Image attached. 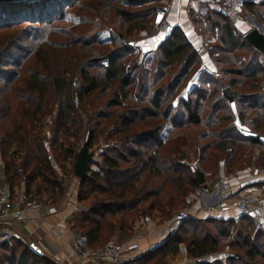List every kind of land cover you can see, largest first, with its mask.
<instances>
[{
	"label": "trees",
	"instance_id": "1",
	"mask_svg": "<svg viewBox=\"0 0 264 264\" xmlns=\"http://www.w3.org/2000/svg\"><path fill=\"white\" fill-rule=\"evenodd\" d=\"M150 1L157 4L146 6ZM160 1L0 0L3 175L11 190L24 179L27 195L57 203L81 144L91 149L101 138L113 141L98 168L89 167V176L79 180L82 208L73 229L84 232L92 247L130 230L142 215L170 220L189 204L190 193L203 190L197 170L215 171L222 159L229 171L243 169L250 163L244 147L264 146V55L237 26L205 7L190 15L202 35L211 36L206 47L213 71L203 69L199 51L179 26L157 46L156 67L149 68L129 41L153 30ZM245 7L264 23V0ZM67 14L76 23L54 25ZM238 126L259 137L243 136ZM169 127L203 128L210 137L194 151L196 167L182 135L164 138ZM238 221L235 251L225 259L205 258L219 251L220 237L229 236L236 221L192 217L144 260L166 264L184 243L193 264H264V230L252 234L251 215ZM0 264L58 263L15 242L0 248Z\"/></svg>",
	"mask_w": 264,
	"mask_h": 264
},
{
	"label": "crops",
	"instance_id": "2",
	"mask_svg": "<svg viewBox=\"0 0 264 264\" xmlns=\"http://www.w3.org/2000/svg\"><path fill=\"white\" fill-rule=\"evenodd\" d=\"M164 1L166 2L167 0ZM174 5H180L181 11L178 15L170 13L168 15V20L175 27L179 26L185 32L189 40L199 51L203 65L213 71L212 62L207 53V48L202 42L204 40L202 34L196 31L195 25L189 15L191 9L196 12H202V9L208 6L202 0H174ZM237 28L245 35L250 30L246 23L238 24ZM163 40V34L156 32V34H147L146 36L140 34V36L134 37L129 42L135 41L137 49L139 48L140 50L148 51L149 57L143 59L148 61L149 68L155 69L156 61L151 56V52H153ZM262 54L264 55V53ZM201 129L202 128L198 127H169V129L166 130L167 133L166 131L163 132V136L164 138H168L169 136L174 138L183 134H189L188 132L191 130H196L195 134L197 136L195 135L194 139L195 141L197 140L200 142L199 145H201V143L204 144L210 142V137L206 136L205 131ZM199 145L192 147L189 144L187 146V151L195 150ZM3 165V160L0 155V182L2 181L4 173ZM203 173L206 179V186H211L220 178H228L229 188L226 196L227 199L224 201L220 200L219 202H229L242 186L248 184H261V186L263 185L262 192L257 194L256 199L264 204V165L259 163L258 165H251L243 169L229 171L225 159H222L215 171L207 169L204 170ZM73 176L74 177L72 178L66 176L64 179L67 183V188L59 202L51 203L40 200L41 206L39 208L32 211H24L21 218L15 220L11 224V239L7 244L15 242L23 243L33 250H36L38 253L48 256L58 264H92L87 261H82L74 249L73 232L76 230L73 229V219L74 215L82 208V206L78 202V188L80 181L75 175ZM17 186L23 188L26 192L24 182H20V184L15 185L14 188ZM203 198H205V196H203L202 190L192 192L187 197V202L192 204L190 208L193 215L195 214L198 218L213 216L220 219H234L235 221H238V218H240L241 215L245 214L253 216L252 211L242 213L233 206H229L228 208L218 206L214 209L207 208L205 207L204 201H202ZM50 206H56L57 210L52 213L49 212L48 208ZM178 225L179 223L172 222L171 220L163 221L155 217L142 215L131 225L130 230L126 232L118 231L114 237L117 238V240L138 244V248L134 250V252H131V255H136V258L128 260L123 264H154L155 262L152 260L153 258L150 260H144V256L167 241L170 235L177 231ZM37 249L40 250V252ZM212 256L213 255L210 254L205 259L208 260V257L213 259ZM165 261L166 264L194 263V260L188 257L186 247L183 248L181 245L180 252L176 256H167ZM94 264L114 263L107 260H98Z\"/></svg>",
	"mask_w": 264,
	"mask_h": 264
},
{
	"label": "built area",
	"instance_id": "3",
	"mask_svg": "<svg viewBox=\"0 0 264 264\" xmlns=\"http://www.w3.org/2000/svg\"><path fill=\"white\" fill-rule=\"evenodd\" d=\"M209 8L216 11L221 16L227 18L233 25L237 26L240 23H246L250 30L257 29L264 35V23L258 21L256 15L245 7V3L248 1L258 2L260 0H202ZM181 11L180 5L175 6L174 0H167L163 7L159 8L156 13V19L154 21L155 29L157 32L163 34V38H167L172 34L174 25L168 20V15L174 13L178 15ZM130 45L136 47L135 41L129 42ZM140 58H146L149 53L146 50H140ZM101 65L107 67L109 61L107 58H103L100 61ZM203 69L210 73L212 70L206 66ZM75 83L73 84L74 89ZM74 104L79 106V99L75 95ZM239 132L248 138H258V134L245 127L238 126ZM114 145V142L112 141ZM96 145V144H95ZM93 145V147H95ZM92 147V148H93ZM109 147L108 144L101 145L96 149H89L93 153V161L90 165L91 169H97L98 163L102 161V155ZM74 167V165H73ZM73 169H72V173ZM72 175V176H73ZM24 180V179H23ZM22 180V182H24ZM229 188L228 178H220L216 180L211 186L203 188L202 194L211 202L215 201L211 205L205 204L207 208L224 207L228 208L233 206L240 212H253L255 225L252 234H257L262 229L264 221V204L256 199L257 194L262 192V186L259 184H248L242 186L227 203H221L227 196ZM41 206V203L36 195H27L23 188L19 186L10 189V186L5 178L2 176L0 182V248L9 242L11 239V224L21 218L24 211H32ZM49 212H55L56 206H50ZM192 216H188L185 210L179 211L170 220L175 223H179ZM73 244L74 249L81 258L82 261H87L94 264L98 260H107L114 264H123L128 260L136 258V255H131L138 248L137 243H126L117 241L115 238L109 240L107 243L101 246L92 247L86 234L82 231L73 232Z\"/></svg>",
	"mask_w": 264,
	"mask_h": 264
},
{
	"label": "rangeland",
	"instance_id": "4",
	"mask_svg": "<svg viewBox=\"0 0 264 264\" xmlns=\"http://www.w3.org/2000/svg\"><path fill=\"white\" fill-rule=\"evenodd\" d=\"M161 2V4H165V1L164 0H161L160 1ZM157 3H155V2H153V1H150V3H146V6H154V5H156ZM191 12H192V10H190ZM191 12L189 13V15L191 14ZM190 17H191V15H190ZM156 19V18H155ZM192 20V19H191ZM74 23H76V19L74 18V17H71V15L70 14H67V16H66V18L62 21H57V22H55L54 23V25L55 26H58V27H64V28H69L71 25H73ZM194 24V23H193ZM195 25V24H194ZM195 28H196V31H198L200 34H202V30H201V28L198 26V25H195ZM156 29H155V25H154V28H153V30H151L150 31V33H147L148 35H151V34H156ZM146 33H143V36H146L147 35ZM158 34V33H157ZM101 36H102V38L103 39H105V40H107L108 39V33H102L101 34ZM138 36H140V34L139 35H135L134 37H138ZM202 37H203V44H204V46H207V42H209V38H211V36L208 34V33H206V35H202ZM207 48V47H206ZM156 49V48H155ZM155 49H154V51L153 52H151V56L153 57V59L155 60V58H156V54H155ZM137 54H139V58H140V53H139V51L137 50ZM147 57H149V55L147 56ZM146 57V58H147ZM145 58V59H146ZM141 59V58H140ZM144 60V59H143ZM74 82H75V86H74V89H73V97H75V94H76V90H77V88H78V84H77V82H76V80L74 79ZM74 84V83H73ZM84 115V114H83ZM82 115V116H83ZM83 117H85V116H83ZM201 130H203L204 131V129L202 128ZM195 132H196V130L194 131V130H191L190 132H188L189 134H183L182 136L187 140V145L185 146V147H183V149L185 150V152L187 153V154H189V156L192 158V162H191V164H192V166L193 167H196V158H195V156H194V151L195 150H191V151H187V146L190 144L192 147L194 146H196V145H199V141H195V139H194V137H195ZM166 133H167V131H166ZM168 136V135H167ZM197 136V135H196ZM84 138V137H83ZM169 139H172V137H168V138H166V140H169ZM211 140V139H210ZM106 144H108L109 145V147H107V149L108 148H110L111 146H113V144H112V141H106L105 142V140L104 139H100L97 143H96V145H95V147H93L92 148V150L93 149H96V147L98 148L99 146H101V145H106ZM202 144V143H201ZM83 144H81V146H82ZM80 146V147H81ZM193 149V148H192ZM244 149L245 150H247V151H249V162L250 163H247V162H244V163H242V167L243 166H245V167H249V166H251V165H258L259 163L261 164V165H264V146L263 147H249V146H247V147H244ZM255 157V158H254ZM245 161H247V160H245ZM245 167H243V168H245ZM73 174H71V173H68V174H66V176L67 177H69V178H72V177H74V176H72ZM66 176L64 177V179L66 178ZM78 180H80L78 177H76ZM63 179V185H64V187H65V189L67 188V183L65 182V180ZM261 185V184H260ZM263 186V185H262ZM64 194H65V192H64ZM63 194V195H64ZM202 201H204V204H209V205H211V204H213L215 201H213V202H211L210 200H208L206 197L205 198H203L202 199ZM59 202V201H58ZM192 204L191 203H189L186 207H184V208H182L181 210H185L186 211V213L188 214V216H194V218H198L197 216H195V214L193 215V213H192V210H191V208H190V206H191ZM180 210V211H181ZM179 212V211H178ZM177 212V213H178ZM176 213V214H177ZM175 214V215H176ZM192 217H190V218H192ZM210 218H214V219H220V218H217V217H211V216H206L205 218H199V219H204V221L205 220H207V219H210ZM189 219V218H188ZM185 220H187V219H185ZM238 220H239V218H238ZM263 223V226H262V229L264 230V221L262 222ZM204 224H206V223H204ZM207 226H213V225H211V224H207ZM239 226H240V221H236V222H234L233 223V225H231V229H230V231H231V233H230V235L229 236H223V237H220V245H219V251L217 252V253H214V254H212L213 256V259H211V257H208V260H215V259H225L224 257H226L228 254H230V253H232V252H234L235 250H234V248H231V244H232V241H233V239L235 238V234H236V230L239 228ZM261 229V230H262ZM76 231H78V230H76ZM113 239V238H112ZM116 240H117V238H115ZM117 241H119V240H117ZM181 246L184 248L185 247V244L184 243H182L181 244Z\"/></svg>",
	"mask_w": 264,
	"mask_h": 264
},
{
	"label": "water",
	"instance_id": "5",
	"mask_svg": "<svg viewBox=\"0 0 264 264\" xmlns=\"http://www.w3.org/2000/svg\"><path fill=\"white\" fill-rule=\"evenodd\" d=\"M245 38L247 41L252 44L257 50L264 53V35L260 33L257 29L250 30ZM224 96L229 100L233 101L234 97L230 88H225ZM93 161V153L90 152L88 145L85 143L82 145L80 150L77 153L76 161L73 167V173L76 177L83 180L89 176L88 169ZM196 176L199 184L203 185L206 188V179L204 173L200 170L196 171ZM38 250V249H37ZM40 252V250H38Z\"/></svg>",
	"mask_w": 264,
	"mask_h": 264
}]
</instances>
